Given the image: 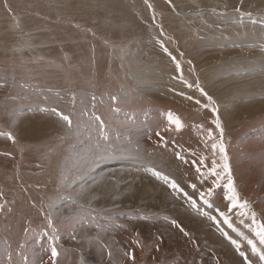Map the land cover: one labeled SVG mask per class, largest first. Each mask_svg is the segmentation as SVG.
Segmentation results:
<instances>
[{
    "label": "rangeland",
    "instance_id": "rangeland-1",
    "mask_svg": "<svg viewBox=\"0 0 264 264\" xmlns=\"http://www.w3.org/2000/svg\"><path fill=\"white\" fill-rule=\"evenodd\" d=\"M0 132V264H264V0H0Z\"/></svg>",
    "mask_w": 264,
    "mask_h": 264
},
{
    "label": "snow or ice",
    "instance_id": "snow-or-ice-1",
    "mask_svg": "<svg viewBox=\"0 0 264 264\" xmlns=\"http://www.w3.org/2000/svg\"><path fill=\"white\" fill-rule=\"evenodd\" d=\"M237 11H239V9H237ZM246 15L251 16V13H246ZM253 23H256V21L253 20ZM173 59H175V58L173 57ZM178 67H179V65H178ZM189 87H191V85H189ZM200 92L202 95L207 97L209 102H211L213 105L215 104V102L213 101V98L211 96H208V94L202 88L200 89ZM197 103H199V101H197ZM208 106L209 105H207V104L204 105L205 108H207ZM211 110L213 113L217 114V118L214 120V123H215L216 127L220 129V136L222 137L223 136V127H222L220 120H219L218 109H217V107L213 106ZM62 118L69 125L71 124V119L68 116H63ZM168 118H169L170 122L174 123L177 126L178 129L183 127L182 122L180 121L179 117H176L172 113H169ZM0 135H6L8 139H11L13 141L15 140V137H13L10 132H8V133L0 132ZM209 136H211V130H209ZM211 147L213 149H217V148L219 149L220 153L222 154L221 159L223 161L222 165H217L216 161L213 160V162H212L213 167H211L209 169V174L213 175L217 178V180L214 181V183H217V186H218V181L220 179H222V173L217 171V167H222L223 172L227 173V175H228V182L226 184V187L228 189L229 195H228L227 199L231 202V207L239 206L241 208H246L248 206L247 201H244L243 203H239V197H238L237 190L234 186V180H233L232 175H231V168H230V165L228 163V156H227L225 145L223 144V142L221 140L220 143H213L211 145ZM198 171H199V169H198ZM153 174L158 176V177L160 176V173L155 172V171L153 172ZM164 179L167 180L168 178L164 177ZM171 187L175 189V188H178V185L175 183V181H173L171 183ZM192 187L195 188L196 185H192ZM211 191L212 190L209 189V195L211 194ZM205 203L207 204L208 201L205 200ZM193 204L195 205L194 201H193ZM0 207H2V205H0ZM221 215H224V213H221ZM252 216H253V222L257 223L255 220V213H253ZM173 223H175V221H173ZM256 235L259 237L260 243L264 244V223H257ZM233 243H236V242L233 241ZM248 243L252 245V251L258 253L260 259L262 261H264V251H260L257 248L256 244L252 240H249ZM237 247H239V245H237ZM51 254L53 257H56L58 255L55 247L52 248ZM240 255L245 257V259H247V256L244 252H241ZM249 264H250V262H249Z\"/></svg>",
    "mask_w": 264,
    "mask_h": 264
},
{
    "label": "bare ground",
    "instance_id": "bare-ground-1",
    "mask_svg": "<svg viewBox=\"0 0 264 264\" xmlns=\"http://www.w3.org/2000/svg\"><path fill=\"white\" fill-rule=\"evenodd\" d=\"M107 196H109L110 194H106ZM107 201V200H106ZM8 242V241H7Z\"/></svg>",
    "mask_w": 264,
    "mask_h": 264
}]
</instances>
